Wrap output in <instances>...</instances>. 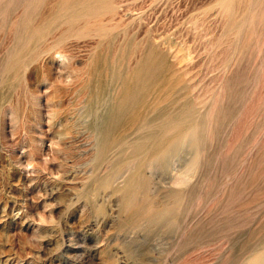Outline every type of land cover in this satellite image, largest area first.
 I'll return each mask as SVG.
<instances>
[{"label":"rangeland","instance_id":"1","mask_svg":"<svg viewBox=\"0 0 264 264\" xmlns=\"http://www.w3.org/2000/svg\"><path fill=\"white\" fill-rule=\"evenodd\" d=\"M59 1L0 0V264H264V0Z\"/></svg>","mask_w":264,"mask_h":264},{"label":"bare ground","instance_id":"2","mask_svg":"<svg viewBox=\"0 0 264 264\" xmlns=\"http://www.w3.org/2000/svg\"><path fill=\"white\" fill-rule=\"evenodd\" d=\"M104 4L105 0H60L58 12L62 13L63 20L68 24L75 23L78 20H83L84 23H87L88 15L94 14L98 16ZM106 4H110V2L107 1ZM58 57H60V55ZM170 148H173L172 150L176 149V144L172 145ZM168 149L165 150L161 157L164 161L168 159Z\"/></svg>","mask_w":264,"mask_h":264}]
</instances>
